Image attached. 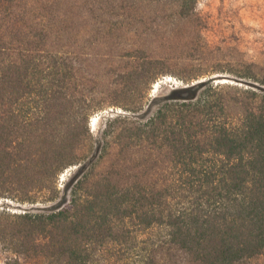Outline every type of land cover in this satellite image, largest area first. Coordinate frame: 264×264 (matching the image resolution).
<instances>
[{"label":"trees","instance_id":"16d2710c","mask_svg":"<svg viewBox=\"0 0 264 264\" xmlns=\"http://www.w3.org/2000/svg\"><path fill=\"white\" fill-rule=\"evenodd\" d=\"M198 1L0 0V198L44 204L0 208L4 264H248L264 253V61L203 40ZM136 4L145 24L153 12L198 28L200 56L127 46L106 83L74 48L76 8L122 18ZM167 75L185 84L150 98ZM112 105L134 115L108 118L98 139L90 117Z\"/></svg>","mask_w":264,"mask_h":264},{"label":"rangeland","instance_id":"374dc122","mask_svg":"<svg viewBox=\"0 0 264 264\" xmlns=\"http://www.w3.org/2000/svg\"><path fill=\"white\" fill-rule=\"evenodd\" d=\"M161 8V7H159ZM85 7H77L74 17V48L82 51H90L91 55L85 56V67L97 75H108L106 83L112 82L115 77L112 74L125 67L127 46H139L146 49L147 56L167 55L171 62L180 61L186 56L199 57L196 51L190 48V41L198 36V28L192 24L178 23L168 18L167 24L161 16L162 13L149 12L146 14L148 23L139 15L138 5L125 16L117 18L110 16L120 10L119 7L108 6L105 15L96 9L90 16ZM170 12V11H168ZM198 12L201 16V35L203 40L212 47H222L224 53L229 55L244 56L250 61H264V0H199ZM124 17V18H123ZM101 22L104 31L97 30ZM159 24L160 27L158 26ZM122 26V27H121ZM125 28V29H124ZM128 28L131 31H126ZM73 34V35H74ZM101 42H104L102 44ZM99 43H101L99 45ZM123 57V59H120ZM195 63L201 62L194 60ZM208 67L209 64L203 65ZM179 68V67H178ZM221 73H213L217 82L225 77ZM169 77V78H168ZM205 79V78H203ZM185 84L175 75L162 76L151 84L149 96L166 94L171 88ZM116 108H121L119 111ZM153 108L145 107L135 115L146 117ZM131 115L130 111L121 106H107L92 114L90 128L95 137L100 139L102 129L108 118L117 115ZM78 170V165L66 169L60 177V184L64 185ZM44 204L37 202H25L15 198H0V208H5L11 213L24 212L27 209H37ZM11 253L3 248L0 243V264H4ZM22 264H36L34 261L22 262ZM248 264H264V253L251 260Z\"/></svg>","mask_w":264,"mask_h":264},{"label":"water","instance_id":"95a60500","mask_svg":"<svg viewBox=\"0 0 264 264\" xmlns=\"http://www.w3.org/2000/svg\"><path fill=\"white\" fill-rule=\"evenodd\" d=\"M224 79H226V80H224ZM223 80H219V81H221V82H232V80L231 79H229V78H227V77H225Z\"/></svg>","mask_w":264,"mask_h":264},{"label":"built area","instance_id":"2783aa9c","mask_svg":"<svg viewBox=\"0 0 264 264\" xmlns=\"http://www.w3.org/2000/svg\"><path fill=\"white\" fill-rule=\"evenodd\" d=\"M117 110L121 111L122 109L121 108H116Z\"/></svg>","mask_w":264,"mask_h":264},{"label":"bare ground","instance_id":"6f19581e","mask_svg":"<svg viewBox=\"0 0 264 264\" xmlns=\"http://www.w3.org/2000/svg\"><path fill=\"white\" fill-rule=\"evenodd\" d=\"M169 78V77H168ZM224 80H226V79H224Z\"/></svg>","mask_w":264,"mask_h":264}]
</instances>
